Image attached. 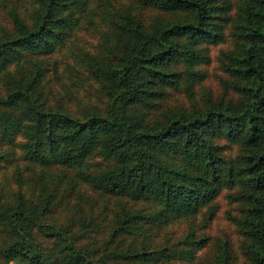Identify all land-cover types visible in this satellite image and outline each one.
<instances>
[{
	"label": "trees",
	"instance_id": "1",
	"mask_svg": "<svg viewBox=\"0 0 264 264\" xmlns=\"http://www.w3.org/2000/svg\"><path fill=\"white\" fill-rule=\"evenodd\" d=\"M230 7L0 0V169L11 166L0 175V264H178L207 245L211 264H238L226 239L192 227L202 211L215 217L223 189L240 205L229 219L241 264H264V0H239L234 17ZM226 23L220 67L239 98L198 103L203 44L224 41ZM174 90L188 103L167 102ZM79 182L124 202L86 221L55 217L62 199L86 197ZM178 218L191 229L158 238Z\"/></svg>",
	"mask_w": 264,
	"mask_h": 264
},
{
	"label": "rangeland",
	"instance_id": "2",
	"mask_svg": "<svg viewBox=\"0 0 264 264\" xmlns=\"http://www.w3.org/2000/svg\"><path fill=\"white\" fill-rule=\"evenodd\" d=\"M130 1V0H129ZM224 1V0H217ZM230 3V15L234 17L235 8L238 5L239 0H227ZM135 3V1L133 2ZM146 14L149 16L155 15L157 12L153 10H145ZM93 16V15H92ZM96 18V17H95ZM225 25V40L216 42V43H204V52L209 55V60L201 63L203 70L205 71V79L196 86L194 100L198 103L203 99L211 100L213 102H217L219 97H224L226 101H236L239 98V95L235 93L233 88L230 85V79L226 75L225 72L221 69V50L226 49L232 43V37L229 34V27ZM79 36H83L84 40L94 41L95 33L93 29H80ZM95 44V42L93 43ZM91 48V47H90ZM167 102H171L172 104H187L188 100L185 94L182 91L174 90L167 98ZM221 144L223 145V152L226 155L232 156L237 151L236 146L233 143L225 142L221 140ZM99 156H92L90 158L91 162L99 160ZM11 166L7 168L0 169V175H2V171L10 169ZM72 174L76 176L75 171L71 170ZM9 172V171H8ZM8 175V174H7ZM36 175V174H35ZM4 177V175H3ZM77 180L79 178L76 176ZM78 189L86 197H72V201L67 203L64 199L56 204L52 214L59 218L63 219L64 217L70 216L71 212H74L75 218L82 219L86 221L90 218V216H95V214H100L101 217L105 216L102 211L103 206L108 207V211L106 208V213L108 215H112L111 211L115 210L120 202H124L122 199L118 198H108L107 196L98 195L94 191H92L88 185L78 183ZM229 191L223 189L222 194L218 196L214 201L213 205L216 208V214L213 219L206 218V211H202L197 218V222L193 223L192 227L195 225L198 227V233L207 232L210 236V243L212 244L214 241L224 240L228 241V255L230 257L235 258V261L238 264L244 261L243 253L241 252V240L242 237L239 234L236 225L229 219V215L231 212L235 215H240V205L230 199L227 196ZM77 208V210H75ZM204 210V209H203ZM72 216V215H71ZM191 219V218H190ZM189 220L185 218H178L170 222L167 226L164 227L162 232L160 233L163 236H171L172 239H177L181 236H184L188 230H190ZM205 224V227L203 226ZM215 245H207L202 250H199L198 256L195 260H180L178 264H211L213 261L214 247Z\"/></svg>",
	"mask_w": 264,
	"mask_h": 264
}]
</instances>
